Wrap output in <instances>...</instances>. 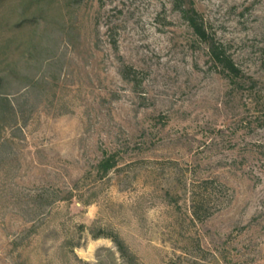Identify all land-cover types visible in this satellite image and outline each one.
Instances as JSON below:
<instances>
[{"label":"rangeland","instance_id":"rangeland-1","mask_svg":"<svg viewBox=\"0 0 264 264\" xmlns=\"http://www.w3.org/2000/svg\"><path fill=\"white\" fill-rule=\"evenodd\" d=\"M190 3L242 76L174 0H0V264H264V0Z\"/></svg>","mask_w":264,"mask_h":264},{"label":"trees","instance_id":"trees-1","mask_svg":"<svg viewBox=\"0 0 264 264\" xmlns=\"http://www.w3.org/2000/svg\"><path fill=\"white\" fill-rule=\"evenodd\" d=\"M177 8L179 9L184 20L192 28L193 32L199 37V39L207 44L208 53L211 60L221 69L227 77L231 78L233 81L238 77L242 76V71L236 64L233 56L228 52L227 47L224 43L216 40L215 34L211 33L202 14L198 9L190 3L186 4V0H174ZM9 47V43H6V49ZM1 64L4 60H1ZM133 66L127 65L123 71L126 78H130ZM9 75L0 74V86L3 88L5 85H10ZM2 91V89H1ZM24 95V93H21ZM5 113H9L10 117L14 120L18 118V110L16 108L15 102L0 92V121H5ZM7 116V115H6ZM118 159L115 153L108 154L100 163V169L107 174L113 168L117 166ZM198 207L196 208V202L193 203V214L199 217ZM119 246L123 248V244L120 241Z\"/></svg>","mask_w":264,"mask_h":264}]
</instances>
